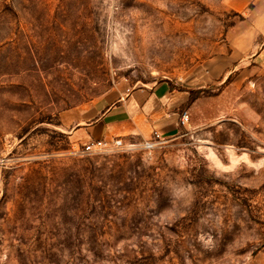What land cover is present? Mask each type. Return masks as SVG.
Masks as SVG:
<instances>
[{"label":"rangeland","instance_id":"obj_1","mask_svg":"<svg viewBox=\"0 0 264 264\" xmlns=\"http://www.w3.org/2000/svg\"><path fill=\"white\" fill-rule=\"evenodd\" d=\"M164 82L186 124L82 153ZM0 264H264V0H0Z\"/></svg>","mask_w":264,"mask_h":264},{"label":"crops","instance_id":"obj_2","mask_svg":"<svg viewBox=\"0 0 264 264\" xmlns=\"http://www.w3.org/2000/svg\"><path fill=\"white\" fill-rule=\"evenodd\" d=\"M189 99L187 93L176 90L168 82L128 94L105 96L97 102L95 120L83 124L79 131L90 140L130 135L145 140L156 135L164 137L178 129L181 111Z\"/></svg>","mask_w":264,"mask_h":264},{"label":"built area","instance_id":"obj_3","mask_svg":"<svg viewBox=\"0 0 264 264\" xmlns=\"http://www.w3.org/2000/svg\"><path fill=\"white\" fill-rule=\"evenodd\" d=\"M189 121V116L187 113L182 114L181 123L186 124ZM161 136L156 135L149 140L142 141L139 147L142 150H151L155 148L156 144H158ZM130 142V140H126L123 137L113 138V139H97L90 140L83 144L82 153L84 155H107L113 154L117 152H122L126 150H132V148L138 146Z\"/></svg>","mask_w":264,"mask_h":264}]
</instances>
